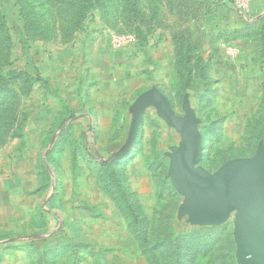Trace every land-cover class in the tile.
Listing matches in <instances>:
<instances>
[{"label":"rangeland","instance_id":"obj_1","mask_svg":"<svg viewBox=\"0 0 264 264\" xmlns=\"http://www.w3.org/2000/svg\"><path fill=\"white\" fill-rule=\"evenodd\" d=\"M171 12L185 17L186 1L0 0V203L31 219L0 248L35 243L52 220L90 264H240V205L198 218L170 176L183 137L153 95L195 116L194 168L215 176L264 150V94L213 97L190 46L171 69Z\"/></svg>","mask_w":264,"mask_h":264},{"label":"crops","instance_id":"obj_2","mask_svg":"<svg viewBox=\"0 0 264 264\" xmlns=\"http://www.w3.org/2000/svg\"><path fill=\"white\" fill-rule=\"evenodd\" d=\"M185 1L188 14L183 17L171 12L174 26L160 31L163 45L170 49L171 69L181 58L179 46H190L189 58L198 62L197 68L201 65L213 97L226 86L234 93L252 92L256 87L254 92L258 96L264 94V0H253L243 20L234 14L228 0ZM198 9H201L200 14L195 15ZM183 36L185 38L181 39ZM221 44L236 48L237 60L233 61L236 57L231 58ZM8 190L5 187V191ZM15 207L17 205L0 203V234L5 230L11 236L27 234L25 225L31 224L29 214L23 206ZM42 225L37 226L35 243H15L17 250L0 248V264H90L87 251L86 255L82 250L74 254L68 239H62L55 221L50 220L48 229Z\"/></svg>","mask_w":264,"mask_h":264},{"label":"water","instance_id":"obj_3","mask_svg":"<svg viewBox=\"0 0 264 264\" xmlns=\"http://www.w3.org/2000/svg\"><path fill=\"white\" fill-rule=\"evenodd\" d=\"M153 99L165 110L168 122L182 135L184 146L172 158L170 176L180 193L193 192L190 206L198 218L211 223L225 220L230 207L239 204L236 238L240 264H264V150L255 157L226 165L210 176L194 166L200 159L201 135L192 114L177 118L169 101L160 94Z\"/></svg>","mask_w":264,"mask_h":264},{"label":"built area","instance_id":"obj_4","mask_svg":"<svg viewBox=\"0 0 264 264\" xmlns=\"http://www.w3.org/2000/svg\"><path fill=\"white\" fill-rule=\"evenodd\" d=\"M234 7L235 11L242 17H246L253 0H228ZM223 47H227V45L223 44ZM227 54L231 57H235L237 54V50L234 48L228 47L226 50Z\"/></svg>","mask_w":264,"mask_h":264},{"label":"trees","instance_id":"obj_5","mask_svg":"<svg viewBox=\"0 0 264 264\" xmlns=\"http://www.w3.org/2000/svg\"><path fill=\"white\" fill-rule=\"evenodd\" d=\"M227 3L230 5V7H231L232 11L234 12V14H235L239 19L243 20L244 17L240 16V15L235 11L233 5H232L229 1H228Z\"/></svg>","mask_w":264,"mask_h":264}]
</instances>
